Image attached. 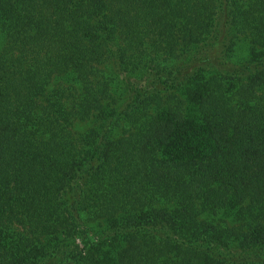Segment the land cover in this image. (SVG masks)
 <instances>
[{"label": "trees", "instance_id": "16d2710c", "mask_svg": "<svg viewBox=\"0 0 264 264\" xmlns=\"http://www.w3.org/2000/svg\"><path fill=\"white\" fill-rule=\"evenodd\" d=\"M0 264H264V0H0Z\"/></svg>", "mask_w": 264, "mask_h": 264}]
</instances>
